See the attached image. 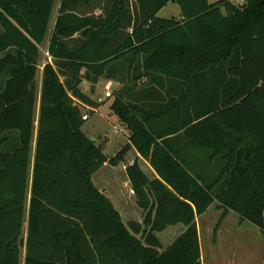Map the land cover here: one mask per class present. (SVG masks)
<instances>
[{
	"label": "trees",
	"instance_id": "1",
	"mask_svg": "<svg viewBox=\"0 0 264 264\" xmlns=\"http://www.w3.org/2000/svg\"><path fill=\"white\" fill-rule=\"evenodd\" d=\"M170 2L180 17H159ZM243 3L60 0L50 31L55 0H0V264L23 247L24 264H202L214 202L264 232V0ZM102 78L124 84L111 110L130 132L111 157L82 130L98 104L80 85ZM133 147L158 175L127 166L142 223L93 181Z\"/></svg>",
	"mask_w": 264,
	"mask_h": 264
},
{
	"label": "crops",
	"instance_id": "2",
	"mask_svg": "<svg viewBox=\"0 0 264 264\" xmlns=\"http://www.w3.org/2000/svg\"><path fill=\"white\" fill-rule=\"evenodd\" d=\"M240 3H243V0H241ZM55 18L54 21L52 20L50 23V31L55 24ZM48 46L49 37L44 44L39 46L40 59L38 65L37 81L40 87L42 83L44 66L47 62L52 63V58L48 52ZM2 55L3 54L0 53V57H2ZM101 81L103 80H100L99 82ZM106 82H112L113 85L117 84V82L113 80H106ZM90 84V82L85 80L80 85L81 90L86 95H88L87 92ZM156 123L158 131L166 127L164 126L163 121H158ZM135 161L140 164L150 179L158 177L150 163L145 160L133 147L127 153L124 162L117 166L105 164L102 167L105 168L108 165L110 168V175L108 176V179L103 182L104 185L98 187L101 191L109 195L116 208L122 215L125 223H128L129 221L142 223L144 218L143 210L137 205L136 195L131 192L133 187L126 171L127 166L132 165ZM196 220L199 231L202 264H249L244 258H240V255L236 254V251H248V243L251 238V241H253V236L256 239V243L259 242L260 245H264V232H262L259 228L252 230L246 221H241L235 212L222 208L218 202H214L204 214L197 216ZM26 223L28 224V222ZM185 230L186 227L180 223L167 227L164 231L157 233V236L163 246L166 248L171 245ZM26 239L27 237L25 238V242ZM23 248H25L26 253V247ZM25 253L24 258L21 254L22 264H24ZM259 264H264V258Z\"/></svg>",
	"mask_w": 264,
	"mask_h": 264
},
{
	"label": "rangeland",
	"instance_id": "3",
	"mask_svg": "<svg viewBox=\"0 0 264 264\" xmlns=\"http://www.w3.org/2000/svg\"><path fill=\"white\" fill-rule=\"evenodd\" d=\"M60 0H55V9L53 13L52 20L57 15V9L59 6ZM209 3H214L219 0H208ZM233 2L237 4H241V0H233ZM181 15V8L178 4L168 3L164 6L158 13L159 17L162 18H179ZM62 79L65 80V77L62 76ZM98 82L97 84L89 85L88 95L97 102V106H91L89 109H84L83 113L89 115V119L86 120L83 124L82 130L84 133L95 140L98 145L104 146V153L111 157L115 155L119 149L128 142V138L130 135L129 130L126 128L124 124H122L118 118V116L111 110V104L116 96L118 90H120L124 84L118 83L112 86L111 91L113 92V96L111 98L106 97V80ZM145 79H142L144 81ZM141 81V82H142ZM123 129V131H119V129ZM110 175V168L105 167L102 168L98 173L93 176V181L97 187H100L108 179ZM236 214V213H235ZM238 216V215H237ZM239 217V216H238ZM247 224L252 228V230L258 229L257 226L253 225L249 221H246ZM27 229L28 224H25L24 227V238L27 237ZM252 239V238H251ZM249 241V249L248 251H240L237 250L236 254L240 255V258H244L245 261L249 264H259L264 258V245H260L259 242L256 243V239L253 236V241ZM255 239V240H254ZM25 248L22 249V257L24 258ZM22 264V261H21Z\"/></svg>",
	"mask_w": 264,
	"mask_h": 264
},
{
	"label": "built area",
	"instance_id": "4",
	"mask_svg": "<svg viewBox=\"0 0 264 264\" xmlns=\"http://www.w3.org/2000/svg\"><path fill=\"white\" fill-rule=\"evenodd\" d=\"M112 86H113V83H112V82H108V83L106 84V90H107V91H106V97H107V98L113 96V92L111 91ZM86 108L89 109L90 111H92V109H91L90 107L86 106ZM83 119H84V120H88V119H89V115H88V114H85V115L83 116ZM119 131H123V129L121 128V129H119ZM131 192H132L133 194H135L134 190H131Z\"/></svg>",
	"mask_w": 264,
	"mask_h": 264
},
{
	"label": "water",
	"instance_id": "5",
	"mask_svg": "<svg viewBox=\"0 0 264 264\" xmlns=\"http://www.w3.org/2000/svg\"><path fill=\"white\" fill-rule=\"evenodd\" d=\"M247 6V4L246 3H241V4H239V7H241V8H245ZM95 141V140H94Z\"/></svg>",
	"mask_w": 264,
	"mask_h": 264
}]
</instances>
